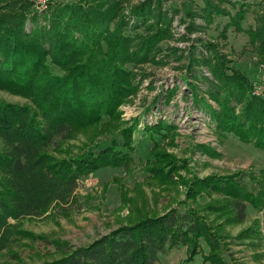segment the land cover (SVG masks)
Masks as SVG:
<instances>
[{"label":"rangeland","instance_id":"1","mask_svg":"<svg viewBox=\"0 0 264 264\" xmlns=\"http://www.w3.org/2000/svg\"><path fill=\"white\" fill-rule=\"evenodd\" d=\"M126 1L128 14L147 3L144 16L134 19L143 22L142 27L127 34L145 37L143 32L152 25L148 32H157L154 46L124 64L127 75L120 84L125 90L108 119L81 126L63 147L74 158L123 140L129 144L126 167L87 173L79 180L75 203L20 220L17 228L30 240L21 241L0 264H41L58 257L46 241L83 247L139 217L186 206L201 212L214 229L224 264H264V210L246 203V219L238 223L228 206V191L207 187L214 179L228 177L248 183L264 168V149L219 130L214 118L226 90L235 95L246 81L251 95L264 100L254 95V83L264 75L258 34L264 0H207L208 6L201 0ZM8 2L0 0V8ZM31 91L17 93L0 83V101L37 110L41 92ZM251 200L257 199L253 195ZM207 254L204 243L191 259L180 247L164 256L162 264H209L204 260Z\"/></svg>","mask_w":264,"mask_h":264},{"label":"trees","instance_id":"2","mask_svg":"<svg viewBox=\"0 0 264 264\" xmlns=\"http://www.w3.org/2000/svg\"><path fill=\"white\" fill-rule=\"evenodd\" d=\"M51 4L40 13L25 0H9L0 8V83L17 93L41 92L37 110L0 101V263L21 241L30 240L17 228L20 220L75 203L85 174L106 166L126 167L129 144L123 140L74 158L63 147L81 126H97L117 109L125 90L120 84L127 75L124 64L146 52L157 37V32H148L152 25L143 32L145 37L127 34L142 27L143 22L134 19L144 16L147 3L130 14L126 0ZM261 19L263 53L264 16ZM35 79L38 84H33ZM247 84L238 86L235 95L229 90L222 98L210 94L220 98L214 118L219 130L264 149V100L253 97ZM249 181L243 184L245 178L228 177L207 186L228 191V206L238 223L246 219V203L264 210V168ZM213 230L201 212L186 206L139 217L83 247L34 239L52 245L58 256L41 264H162L164 256L180 247L193 258L201 243L208 248L205 262L224 264L219 260L223 246Z\"/></svg>","mask_w":264,"mask_h":264},{"label":"built area","instance_id":"3","mask_svg":"<svg viewBox=\"0 0 264 264\" xmlns=\"http://www.w3.org/2000/svg\"><path fill=\"white\" fill-rule=\"evenodd\" d=\"M33 4L35 10L38 12H43L47 10L48 6L53 2V0H26ZM257 82L254 83V95L261 96L264 98V75L261 76Z\"/></svg>","mask_w":264,"mask_h":264},{"label":"crops","instance_id":"4","mask_svg":"<svg viewBox=\"0 0 264 264\" xmlns=\"http://www.w3.org/2000/svg\"><path fill=\"white\" fill-rule=\"evenodd\" d=\"M78 0H53V2H55V3H65V4H67V3H75V2H77Z\"/></svg>","mask_w":264,"mask_h":264}]
</instances>
